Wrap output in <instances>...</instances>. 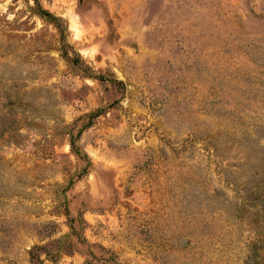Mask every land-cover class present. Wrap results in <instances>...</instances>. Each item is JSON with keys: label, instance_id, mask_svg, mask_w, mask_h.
Returning <instances> with one entry per match:
<instances>
[{"label": "rangeland", "instance_id": "rangeland-1", "mask_svg": "<svg viewBox=\"0 0 264 264\" xmlns=\"http://www.w3.org/2000/svg\"><path fill=\"white\" fill-rule=\"evenodd\" d=\"M0 264H264V0H0Z\"/></svg>", "mask_w": 264, "mask_h": 264}]
</instances>
